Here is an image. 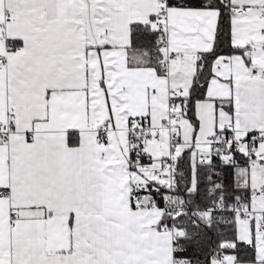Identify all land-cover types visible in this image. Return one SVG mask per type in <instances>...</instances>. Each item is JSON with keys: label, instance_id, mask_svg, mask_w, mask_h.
<instances>
[{"label": "snow or ice", "instance_id": "obj_1", "mask_svg": "<svg viewBox=\"0 0 264 264\" xmlns=\"http://www.w3.org/2000/svg\"><path fill=\"white\" fill-rule=\"evenodd\" d=\"M0 264H264V0H0Z\"/></svg>", "mask_w": 264, "mask_h": 264}]
</instances>
